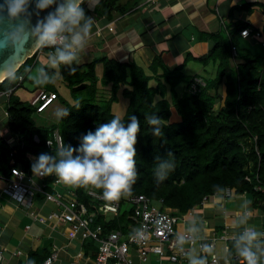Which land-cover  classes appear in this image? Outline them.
Wrapping results in <instances>:
<instances>
[{"label":"trees","instance_id":"1","mask_svg":"<svg viewBox=\"0 0 264 264\" xmlns=\"http://www.w3.org/2000/svg\"><path fill=\"white\" fill-rule=\"evenodd\" d=\"M128 10L129 6L122 5L121 0H102L101 6L88 14L95 19L109 21L114 13H126ZM248 27L249 24L242 22L237 30L240 32ZM234 38L231 36L229 43L218 42L206 56L198 58L199 61L210 57L219 60L216 77L206 81L195 75H185L182 72L184 65L163 69L159 74L154 58L149 67L151 74L147 75L137 63L108 57L79 64L73 75H69L66 67L62 68L63 78L43 87L33 86L26 76L12 85L3 81L0 91L10 88L11 94L3 108L7 116L2 114L9 135H0V176L9 177L13 167H21L30 173L29 156L37 157L41 153L55 155L58 150L56 144L52 148L46 145L47 138L55 129H58L65 145L79 147L83 135L88 131L94 132L99 125L117 116L114 106L122 97L128 101L120 116L123 122L127 123L131 115L140 121L135 145L138 179L132 195H145L153 204L161 200L160 207L176 209L175 215H182L214 198L213 186L219 184L234 189L236 194L248 195L252 206L264 211V65H259V60L263 59L257 53L240 48ZM232 46L236 48L235 57L232 56ZM38 55L35 52L23 65L41 66ZM195 78L201 79L204 85L198 84L192 91L190 84ZM27 82L31 87L26 85ZM57 82L65 84L72 95L73 102H64L69 115L58 125L40 127L33 119L36 108L22 101L15 92L22 87L26 90L43 88L58 98L59 93L54 88ZM222 83L225 85L224 97L219 91ZM182 84L183 90L179 92L178 87ZM105 87H109L108 95L99 92ZM77 101L80 103L78 109L73 106ZM150 114L170 121L169 126L165 124L163 129L165 137L151 134V126L146 121ZM34 135L38 136L39 142L34 141ZM8 139H12L11 144ZM169 151L175 157V170L167 180L157 184L153 174L154 157L157 154L164 156ZM55 178L54 175L44 178L46 189L52 193L51 183ZM87 189L76 188L77 198L90 211H95V222L100 223L105 231L117 228L125 231L127 215L131 213L125 198L120 200V211L110 216L97 210L98 202L87 195ZM231 243L228 241V247ZM84 248L86 251L95 249L97 243L85 241ZM46 257L44 252L32 251L28 259L42 264Z\"/></svg>","mask_w":264,"mask_h":264},{"label":"clouds","instance_id":"2","mask_svg":"<svg viewBox=\"0 0 264 264\" xmlns=\"http://www.w3.org/2000/svg\"><path fill=\"white\" fill-rule=\"evenodd\" d=\"M101 4L102 0H0V78L12 85L26 76L33 86L43 87L62 79V68L66 67L69 75L75 74L95 23L94 16L88 13ZM48 9L51 10L41 16ZM34 48L50 49L46 63L25 67L21 61ZM53 101L47 103L46 108ZM73 106L78 109L80 103L77 101ZM53 115L57 121L63 120L68 117L69 109L56 106ZM146 121L153 136L165 137L163 129L170 121L157 114L148 115ZM139 132L137 116L131 115L127 123L120 116H114L94 132L83 135L79 147L65 145L61 138L55 155L41 153L33 158L31 172L38 178L54 175L59 183L70 188L100 190L105 201L117 203L132 196L138 179L135 145ZM47 142L50 146V141ZM154 160L153 174L160 184L175 170V157L169 151L164 156L157 154ZM213 190L217 210L222 213L226 211V200L245 195L234 192L231 197L230 190L219 184L214 185ZM15 199L24 201L23 197ZM251 205L250 199H243L239 215L231 221L229 239L232 243L231 247L223 249L224 264H231L233 257L238 258L239 264H264V231L249 223ZM156 226L160 227L159 221ZM202 231V219L193 216L186 221L184 230L175 234L176 251L184 255L187 264H209V257L216 253L215 244L205 242ZM131 237L137 242L144 241L146 227L135 229ZM26 264H35V260L28 259Z\"/></svg>","mask_w":264,"mask_h":264},{"label":"crops","instance_id":"3","mask_svg":"<svg viewBox=\"0 0 264 264\" xmlns=\"http://www.w3.org/2000/svg\"><path fill=\"white\" fill-rule=\"evenodd\" d=\"M121 4L129 6L126 13L116 12L109 21L95 19L91 38L86 51L81 55L80 64L108 57L120 62L137 63L150 75L152 70L149 67L155 58L159 74L163 69L171 70L184 65L182 72L185 75H195L206 81L216 77L219 60L210 57L199 61L198 58L206 56L218 42L229 43L232 36L240 48L248 49L247 46H253L264 53V0H125ZM242 22L249 24V29H254L247 38L241 36V31L237 30L238 24ZM108 26L113 30L109 31ZM255 32H259L260 36H256ZM45 52L43 50L39 55ZM232 60L235 62V59ZM97 72L100 74L99 69ZM20 90H16L15 94L22 101L29 102L38 89L32 93L24 88ZM19 91L25 97H21ZM219 91L224 97V83L220 85ZM5 103L3 97H0L2 109ZM3 187L5 183L0 178L1 264H26L32 251L38 254L44 252L48 257L54 247L58 249V260L52 264H70L77 250L83 249L81 240L73 237L67 226L58 225L54 221L47 224L34 221L22 205L3 195ZM243 199L245 195H238L225 201L226 211L222 213L217 210L214 197L203 206L182 214L176 231L182 232L186 221L193 216L203 221L202 235L209 236L214 231L218 233L220 226L223 227L224 224L232 231L231 221L239 215V204ZM34 203L31 210L37 209L44 215L56 209L52 204L43 203L40 197ZM164 209L177 214L176 209ZM250 216L249 223L263 231V211L251 205ZM221 243V249L220 244H216V253L220 259L219 264H224L225 243ZM18 251H21L20 254Z\"/></svg>","mask_w":264,"mask_h":264},{"label":"built area","instance_id":"4","mask_svg":"<svg viewBox=\"0 0 264 264\" xmlns=\"http://www.w3.org/2000/svg\"><path fill=\"white\" fill-rule=\"evenodd\" d=\"M108 28L109 31L113 30L111 26H108ZM249 31L248 29H243L240 33L243 37H248L250 35ZM255 35L260 36V33L256 32ZM36 52L40 53L41 50ZM235 55L236 48L232 46V56L235 57ZM198 84L204 85V82L199 78H195L190 86L191 90L195 91ZM10 94L11 90L0 91V97H3L5 101L8 100ZM56 98L53 93L38 89L29 102L36 108L37 113H41L46 108L47 103ZM2 114L7 116V112L4 109ZM33 139L35 142H39L37 135H34ZM47 141H50V146ZM11 142L12 139H8V143ZM60 142L59 131L55 129L52 131L51 136L47 138L46 145L52 148L56 144L57 148H59ZM33 158L35 156H29L30 164L33 162ZM10 163L13 164L14 161ZM0 178L5 183V187L2 190L3 195L22 205L34 221L41 224L54 221L58 225L67 226L73 237L81 240L80 244L83 249L77 250L70 264H150L151 261H153V264H187L184 255L178 253L175 248V234L178 233L176 225L181 221L182 216L172 214L160 207L161 200L157 204H153L148 197L140 194L125 198L130 206L129 209H131V213L127 215L128 223L125 231L119 228L105 231L100 223L95 222L97 216L95 211H90L87 205L78 201L76 188L64 186L55 178L51 183V187L54 190L52 193L46 189L45 177L38 178L33 176L31 168L30 173H27L19 167H13L9 177L0 176ZM247 180H249L248 177ZM256 189L262 190L260 186H256ZM229 190L232 197L235 190ZM87 195L97 200V210L99 212L110 214V216L118 213L122 206L120 201L117 203L105 201L102 192H98L91 187H88ZM17 197H23L24 201L15 199ZM37 197H40L45 204L56 206V209L46 215L37 209L32 211L31 208L34 206V200ZM156 221L160 222L159 228L156 226ZM142 226L147 229V238L142 242H137L132 239L131 234L135 229ZM28 227L29 225L26 226V228ZM230 234L229 226L224 224L218 233L214 231L209 236H203L205 237V242L214 243L215 247L218 240L223 241L225 246L228 247ZM88 240L97 243V248H90L89 251H86L84 242ZM57 250L56 247L52 248L50 256L42 264H52L57 261ZM20 252L18 251L17 253L20 254ZM219 261L217 253L209 257V264H217ZM1 262L2 254L0 251V264ZM232 262L239 264L236 257L232 258Z\"/></svg>","mask_w":264,"mask_h":264},{"label":"rangeland","instance_id":"5","mask_svg":"<svg viewBox=\"0 0 264 264\" xmlns=\"http://www.w3.org/2000/svg\"><path fill=\"white\" fill-rule=\"evenodd\" d=\"M121 1L123 3L125 2V0H121ZM247 47L251 52H256V53L262 55L261 59H263V60H259V65L263 66L264 65V53L262 54V50L256 49V48L254 49L253 46L252 47L247 46ZM46 55H47V52L43 53L42 55H39V57H38L39 65H43V63H46ZM100 72L101 71L99 70V73ZM26 85L31 87L30 83H28V82L26 83ZM22 88H20V89H22ZM54 88L59 93V97L56 98L43 112L35 113L33 115V119H34L35 124L40 126V127H51L54 125H58L59 121H57L53 115L54 108L56 106H62L65 108L64 102L66 100L73 102V98H72V95L70 93V90H69V88H67L65 86V84H61V83L57 82L54 84ZM180 88L182 90L183 84L178 87V91H181ZM27 90L31 93L34 91L31 89H27ZM108 91H109V87H105V88H102L99 90V92H104V94H107ZM20 96L23 97L24 96L23 93L20 92ZM127 104H128V101L126 99H123L122 97H120V101H119L118 105L114 106V111H115L114 113L118 116H122V114L124 113V111L127 107ZM1 110H2V106L0 105V135L8 136L9 132H8L6 125H5L6 120H4L5 118L3 117ZM245 198L249 199L248 195H245ZM226 201H228V200H226ZM221 242H223V241H217V243H216L217 245L220 244V249L222 247Z\"/></svg>","mask_w":264,"mask_h":264},{"label":"water","instance_id":"6","mask_svg":"<svg viewBox=\"0 0 264 264\" xmlns=\"http://www.w3.org/2000/svg\"><path fill=\"white\" fill-rule=\"evenodd\" d=\"M51 9H48V10H45V12H42L41 13V16H43V15H46L47 14V11H50ZM33 23H35V18H33ZM38 49H36V48H34V49H32L28 54H27V56H25V58H24V60L23 61H21V64H23L29 57H31L36 51H37ZM3 82V80H2V78H0V83H2Z\"/></svg>","mask_w":264,"mask_h":264},{"label":"bare ground","instance_id":"7","mask_svg":"<svg viewBox=\"0 0 264 264\" xmlns=\"http://www.w3.org/2000/svg\"><path fill=\"white\" fill-rule=\"evenodd\" d=\"M191 85V84H190ZM57 97V96H56ZM4 120H6V119H4ZM9 127V126H8ZM10 130V129H9ZM11 131V130H10ZM12 132V131H11ZM15 134V133H14ZM13 136V135H12ZM15 138V137H14ZM8 141V140H7ZM14 142V141H13ZM11 144V143H10ZM14 144V143H13ZM12 144V145H13ZM21 168V167H20ZM4 176V175H3ZM6 177V176H5ZM4 188V187H3Z\"/></svg>","mask_w":264,"mask_h":264}]
</instances>
